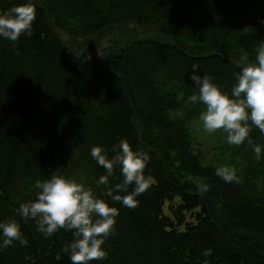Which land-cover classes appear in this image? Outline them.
Wrapping results in <instances>:
<instances>
[{
  "label": "trees",
  "instance_id": "1",
  "mask_svg": "<svg viewBox=\"0 0 264 264\" xmlns=\"http://www.w3.org/2000/svg\"><path fill=\"white\" fill-rule=\"evenodd\" d=\"M42 1L0 0V12L25 3L36 9L31 36L0 37V222L15 220L28 242L0 249V264H71L63 251L71 231L46 238L19 214L20 204L35 200L36 181L53 174L119 210L102 245L107 257L90 264H264V135L251 127L257 160L247 141L229 145L222 130L204 131V106L188 102L198 93L188 78L193 64L231 96L241 54L256 63L264 0ZM130 21L161 38L126 44L111 67L69 52L55 30L89 35ZM121 138L150 158L151 186L134 209L97 186L107 173L91 156L100 146L111 159ZM225 166L238 183L216 174ZM122 179L116 167L109 184ZM200 185L209 190L201 194Z\"/></svg>",
  "mask_w": 264,
  "mask_h": 264
},
{
  "label": "clouds",
  "instance_id": "2",
  "mask_svg": "<svg viewBox=\"0 0 264 264\" xmlns=\"http://www.w3.org/2000/svg\"><path fill=\"white\" fill-rule=\"evenodd\" d=\"M35 19L36 9L31 3L0 12V37L15 42L23 34L31 36ZM256 53V63L248 62L247 53L241 54L239 59L243 67L235 75L231 96L222 92L211 77L198 74V68L193 64L188 78L195 84L198 93L189 96L188 102L204 106L199 117L204 131L215 133L222 130L227 134L229 145L240 146L247 141L259 160L261 147L253 144L249 133L254 126L264 135V40L256 48ZM111 151L114 155L109 159L102 147L91 148L92 158L107 173L99 177L97 186L104 185L106 195L112 201L134 209L138 206L136 197L151 186V179L144 174L150 158L147 153L133 151L124 138L114 144ZM192 154L196 155V152ZM116 167H119L123 179L111 186L109 177ZM216 174L225 182H239L235 170L227 166L217 168ZM130 186H134L131 192ZM34 187L37 189L36 198L20 204V216L25 220H34L37 231L46 238L61 229L71 231L73 239L63 247V251L70 256L71 264L104 260L107 253L102 245L114 232L119 210L98 198L90 188L57 174L45 181L37 180ZM198 190L203 194L209 189L207 185H200ZM0 241V249L11 246L14 241L21 246L28 243L15 220L0 222ZM210 254V249L202 252L204 256Z\"/></svg>",
  "mask_w": 264,
  "mask_h": 264
},
{
  "label": "rangeland",
  "instance_id": "3",
  "mask_svg": "<svg viewBox=\"0 0 264 264\" xmlns=\"http://www.w3.org/2000/svg\"><path fill=\"white\" fill-rule=\"evenodd\" d=\"M42 3V0H36ZM42 1V2H41ZM69 52L97 66H112V59L126 44L135 39L161 38L149 25L130 21L124 25H110L89 35H70L60 29H55ZM178 196H173L171 202L177 204ZM167 200L164 204L166 210Z\"/></svg>",
  "mask_w": 264,
  "mask_h": 264
}]
</instances>
